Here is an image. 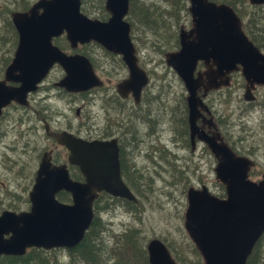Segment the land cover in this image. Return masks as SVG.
Instances as JSON below:
<instances>
[{"label":"water","instance_id":"95a60500","mask_svg":"<svg viewBox=\"0 0 264 264\" xmlns=\"http://www.w3.org/2000/svg\"><path fill=\"white\" fill-rule=\"evenodd\" d=\"M248 1L264 4V0ZM188 2L192 26L180 28V48L168 52L166 62L189 92L191 136L198 133L217 159L214 171L224 185L225 197L214 195L206 186L189 187L184 228L204 264H246L264 233V176L258 181L250 179L251 159L236 155L219 134L208 137L198 131L193 106L199 101L196 91L200 85L205 90L227 85L229 73L240 68L252 86L264 85V53L244 32L232 6L213 0ZM104 8L108 17L103 20L84 14L81 0H36L26 10L12 11L18 43L0 79V115L12 102L26 105L28 93L36 91L54 65L64 72L55 85L68 92L102 85L88 57L67 53L53 43L61 35L72 49L93 41L120 55L128 77L118 84V90L121 95L132 91L138 101L148 76L137 63L130 36L129 0H105ZM198 60L207 64V70L194 76ZM49 134L66 146L68 161L79 167L84 180H73L66 165H53L49 152H44L28 193L29 209L0 212V256H22L33 247H76L92 224L93 204L102 191L137 203L121 178L115 138L88 141L67 131ZM60 191L70 194L71 203L56 197ZM146 250L149 264H177L159 238L150 239Z\"/></svg>","mask_w":264,"mask_h":264},{"label":"rangeland","instance_id":"374dc122","mask_svg":"<svg viewBox=\"0 0 264 264\" xmlns=\"http://www.w3.org/2000/svg\"><path fill=\"white\" fill-rule=\"evenodd\" d=\"M20 0H0V4H8L10 7H14L15 4ZM31 5L36 0H28ZM92 0H88L86 7L90 8ZM95 1V0H94ZM151 3L154 2V7H157L161 13L166 10L165 3L161 0H149ZM188 0L186 1V7H188ZM104 6V3H103ZM238 10L241 11V15L238 14L241 19L242 15L249 17L253 16V20L257 24L264 26V7L256 8L246 3H238ZM88 10L91 13L87 15L93 18H97L96 12L91 9ZM15 10V9H14ZM129 13V12H128ZM11 16V13H9ZM128 16V14H127ZM128 20V19H127ZM130 22V21H129ZM242 22L243 19H242ZM167 27L164 29L161 27L155 28L159 31H153L147 29V27L138 25L136 23V28H132L131 25V39L136 48V53L142 58L143 66L142 69L146 70L148 68L153 70V75H160L169 82L172 80V84L176 89H180V84L177 76L173 71L168 70V66L165 64L164 52L170 50L176 42V34L179 27L183 25L185 28L191 26V16L188 11L182 9L178 17L173 20H167ZM163 26V25H162ZM258 26V25H256ZM146 28V29H144ZM258 28V27H256ZM4 35L6 30L4 28V23L2 18H0V34ZM155 32V33H154ZM3 35V36H4ZM8 36V35H7ZM7 36L5 37L7 39ZM12 35L10 36L9 42L3 45L0 42V78L3 76V71L6 65H2V58H9L7 63H10L15 48L18 43V37L16 41L11 42ZM55 43L58 46H63L67 51H74L68 45L67 40L64 36L57 37ZM81 49V47L79 48ZM90 51L96 58H102L99 55L97 48L86 51ZM101 51V50H100ZM60 68V67H59ZM127 69L124 65L116 74L110 76L113 82H117V77H123L127 74ZM57 73H61L60 69H55L54 74L47 81L49 89L40 91L37 94L29 96L30 106L28 110H23L21 108H9L5 113L4 117L0 121V211L2 210H27L29 208L28 193L31 190L33 184V176L37 168V158L41 154L42 149L46 145H50V141L46 140L42 128V123L40 121H35L34 114L30 112L32 106H34L37 101L47 102L50 104L52 118V125L60 127V125L65 124L68 120L72 122L74 126H77L79 119L75 118V107L82 103L81 98H72L70 101L67 100L64 95L59 96V92L54 87H51V81ZM165 82V81H164ZM103 92L97 93L96 98L91 103H86L84 116H88L87 110L91 113V120L99 123L101 121L100 117V105L102 97L105 95ZM109 93H113V85H109ZM240 94V90L235 92V96ZM44 96H47L45 101ZM240 96V95H239ZM264 100L263 98L261 99ZM65 101L70 102V109ZM167 107L170 108L173 105L171 100L166 101ZM24 106V105H21ZM175 106V104H174ZM233 109V107H232ZM173 112V108H170ZM25 112H28L29 119H24ZM260 112L255 114L252 112L249 116L247 124H241L233 127V122L237 121V113H232L230 127V132L232 136L236 134L235 138H240L247 144L252 145L255 150L257 159V166L251 173V178L253 180H259L264 174V117L259 115ZM134 118L140 122L141 125L151 126V138L155 141H163V134L160 135L157 131V127L154 124L156 121L153 116L149 113H145L142 118L134 115ZM177 118V117H176ZM169 122V121H168ZM174 128L176 122L174 120L171 123ZM38 127H33V126ZM177 128V126H176ZM147 133V131H145ZM138 141H143L144 138L141 136H136ZM124 147L129 149L130 145L126 146L128 138L126 135L122 137ZM183 134L179 131H174L172 138H169V143L166 151H155L150 152L147 147H141V153L136 158L137 164L135 168L131 171L133 174V180L136 182L143 194V197H139L141 200V205L137 208V215H133L129 210H126L121 204L116 203L113 197L109 195H104L101 199H98L96 208V213L98 217L102 219L104 226L111 228L112 231H118L126 227H138L141 230V236L146 243L151 238H159L167 245L171 244L175 246L178 251L180 249L184 250L188 254H192L191 250L183 243L184 239L189 240V236L184 228V212L187 206L186 191L189 186L202 187L199 186L202 183L207 185L208 189L223 197L225 190L224 185L219 180H217L215 171L213 167L216 164V160L213 155L209 152L202 150V147L198 151L187 150V153L182 154L186 159H182L181 153L177 150L183 148ZM126 150V151H127ZM137 150V149H136ZM203 151V152H202ZM175 152V153H174ZM181 152H184L181 151ZM178 155L176 156L175 154ZM138 154V153H136ZM135 156V155H134ZM181 156V157H180ZM152 159L154 162H151ZM143 166V167H141ZM132 167V166H131ZM130 167V169H131ZM109 203V204H108ZM107 204L109 207L105 210H100V206ZM139 215V216H138ZM193 243V242H192ZM107 247L111 246L110 243L106 244ZM45 257L50 260V264H55L57 260L59 262L67 263L70 260L68 252L65 249H51L44 250ZM32 264H42L40 262H33Z\"/></svg>","mask_w":264,"mask_h":264},{"label":"flooded vegetation","instance_id":"af4514ba","mask_svg":"<svg viewBox=\"0 0 264 264\" xmlns=\"http://www.w3.org/2000/svg\"><path fill=\"white\" fill-rule=\"evenodd\" d=\"M191 26L185 28L183 25H181L179 27V30L177 31L178 33L176 34V42H174L170 50L164 52L165 64L168 66V70L173 71V73H175V75L177 76L181 90L176 89V87L173 86L176 85V83L172 84V80L171 82L167 81L162 76L163 74L153 75V70L145 68L146 70H143L148 76V82L142 88L138 101L134 99L132 91L127 92L126 95H121L118 90V84L128 77V69H125L127 72L125 76L117 77V82L112 83V79L110 78V76L116 74L117 72H121L119 71V68L121 69L125 65L120 55L107 51L101 45L93 41L83 45H79L72 52L67 51L61 45L58 46L67 53H80L88 57V59L92 63L97 77L102 81V85L94 86L82 92H68L64 88L55 85V83L64 75V72L59 65H54L46 75V77L39 83L36 91H34L31 96L43 90H46L45 93L47 95V90L49 89V87L47 86V81L54 74L56 68L60 69L61 73H57L56 75H54L55 77L51 81V87H54L58 90L59 96L64 95V97L69 101L70 97L72 98V100L74 98H81L83 101L82 103L84 104L76 106L74 110L76 116L75 118L79 119L77 126H74L72 122L68 120L65 124L60 125V127L54 126L51 123L53 116L50 115V113L52 112L50 109V104H48L47 102H41V100H39L34 106H32L30 112L34 114L35 121L37 120L42 123L44 132L43 137L47 141H50V145L47 144L46 147L42 149L41 154L38 155L36 171L38 169L42 154L44 152H49L51 163L53 165H66L69 176L72 179L78 181L84 180V176L79 167L75 164H71L68 161L69 150L66 148V146L59 144L56 139L49 134L51 132L59 133L61 131H67L78 138L88 141L96 139L110 140L115 138L119 146L121 177L126 182L133 180V174L131 171L135 168V164L138 165L136 158L141 153L140 146L142 145V147H147L150 152H164L166 151V148L169 147V138H172V134L176 130L183 134L184 139V141L181 142L183 143V148L177 150L179 153H181V156L182 154L187 153L188 149L190 151H198L200 147H202L203 151L209 152L213 155L207 143L203 139L198 137V133H196L192 138L189 124L190 107L187 101L189 92L178 73L166 62V54L168 52H175L180 48V28L183 27L184 29L188 30L189 28H191ZM52 41L54 44H56L55 39H53ZM80 47L81 49H79ZM88 48L90 50L97 48V51H99L98 53L100 56H102V58L94 57L93 54L95 53H91L89 50L86 51ZM136 55L139 67L144 68L142 58L139 57V54L136 53ZM125 67L127 68L126 65ZM206 67L207 64L203 60H198L195 66L194 76H197L198 73H203L204 71H206ZM213 67L215 68V66ZM203 79H205V76L203 77ZM109 85H113V93L108 92ZM238 90H240V96H235L234 94ZM103 91H105V95L101 98V121L99 123H96L95 121L91 120L92 116L89 110H87L88 116H84L83 112L86 109V103H91L92 101H94L96 95L98 96L97 93ZM196 97L199 99V101H197L193 107L195 113H197L195 118V125L197 127V130L201 131L208 137L213 136L214 134H219L222 141L236 155L244 156L253 160L254 164L249 171V176L251 178V173L257 166V159L255 158L257 152H255L254 148H252V145H247L243 141V139L241 140L240 138H235L237 137L235 136L236 134L232 136L230 132V127L232 126L230 111H232V113H237L238 115L237 121L233 122V127L234 125L236 127L237 125H243L245 123L247 124L249 116L252 112H255V114L260 112L259 115L264 117V100H261L262 98L264 99V85L254 83L252 86L247 81L240 68L239 70H234L233 72L229 73V83L227 85H222L218 88H211L208 90H205L203 84L200 85V87H198L196 91ZM43 98V100L45 101L47 96H44ZM169 100L173 102L172 107H170L173 108V112H171L170 108L167 107L166 101ZM65 102L71 109L72 106H69L70 102ZM29 106L30 105L21 106L20 104L12 102L10 105L3 109L2 114L0 115V121L9 108H21L23 110H28ZM145 113H149L151 116H153V118L156 119L154 124L157 127V131L160 135L163 134L164 136L162 142L155 141L153 138H151V126L141 125L142 122L134 118V115L142 118ZM27 114L28 112H25L23 120L26 118L29 119L31 117ZM173 120L174 122H176L177 128L176 126L174 128V126L171 124ZM46 125H48L49 127L48 131L46 130ZM33 127L38 126L35 125ZM145 131H147V133H145ZM124 135H126L128 138L126 146L130 145L128 150L127 147H124V143L122 140V137ZM137 135L143 137L144 140L138 141L136 139ZM183 150L184 152H181ZM175 155L177 156L178 153ZM213 158L216 160L214 155ZM182 159H186V157L182 156ZM151 162H154V160L152 159ZM214 168L215 166L213 167V170ZM36 171L33 176V183L36 176ZM262 176H264V174H262ZM199 186L207 187V185H205L204 183ZM63 192L67 193L66 191H60L59 193H57V197L59 200V194ZM104 195H107V193H100L99 198L101 199Z\"/></svg>","mask_w":264,"mask_h":264},{"label":"trees","instance_id":"16d2710c","mask_svg":"<svg viewBox=\"0 0 264 264\" xmlns=\"http://www.w3.org/2000/svg\"><path fill=\"white\" fill-rule=\"evenodd\" d=\"M105 0H92L90 8L93 12H96V16L99 19H106L108 13L105 11L103 3ZM165 3L167 11L164 10L161 13H156L157 7H154V2L149 0H130L129 13L127 16L132 28H136V23L147 29L153 31H159L155 28H166L167 20L176 19L182 11H188L186 7L187 0H161ZM216 2H225L232 6L237 14L241 15V11L238 10V3H246L248 0H213ZM88 0H81V10L86 15L91 13L86 7ZM28 0H20L14 7H10L8 4H0V18L4 23L6 33L0 34V42L5 45L10 40L15 42L17 38L16 30L11 22L9 13L15 10H25L30 5ZM256 8L264 7V5L254 6ZM253 16H243V29L247 35L264 51V26L260 23L257 24L253 20ZM163 25V26H162ZM258 25V26H256ZM258 27V28H256ZM146 29V28H144ZM155 33V32H154ZM4 35V36H3ZM8 35V36H7ZM7 36V39L5 38ZM9 58H2V65H7ZM128 186L138 198L137 204L127 201L122 198H114L116 203L113 205L118 206L120 204L129 210L133 215H137L138 207L141 205L139 197H143L140 187L136 182L128 181ZM58 196V195H57ZM60 200L69 201L70 196L68 193L59 194ZM98 201V200H97ZM97 201L94 205V219L91 226L86 231L83 240L74 248L66 250L70 260L67 263H62L57 260L55 264H149L146 251V243L141 236V230L138 227H126L118 231H112L111 228L104 226V223L100 216L96 213L98 208ZM109 204V203H108ZM109 207L107 204L100 206V210H105ZM139 216V215H138ZM110 243L111 246L107 247L106 244ZM183 243L191 250L192 254H188L184 250L178 249L169 244L167 247L172 252L174 259L178 264H203V260L195 245L187 239L183 240ZM45 251L38 248L29 249L22 256H0V264H32L33 262H40L42 264H50V260L45 257ZM246 264H264V234L255 244L252 253L250 254Z\"/></svg>","mask_w":264,"mask_h":264},{"label":"bare ground","instance_id":"6f19581e","mask_svg":"<svg viewBox=\"0 0 264 264\" xmlns=\"http://www.w3.org/2000/svg\"><path fill=\"white\" fill-rule=\"evenodd\" d=\"M12 13V12H11ZM128 21V20H127ZM129 22V21H128ZM130 23V22H129ZM170 66V65H169ZM32 92H34V91H32ZM30 94H31V92L30 93H28V95H27V104L26 105H24V106H27V105H30V100H29V96H30ZM193 138V137H192ZM74 180V179H73ZM208 188V187H207ZM6 210H9V209H6Z\"/></svg>","mask_w":264,"mask_h":264}]
</instances>
